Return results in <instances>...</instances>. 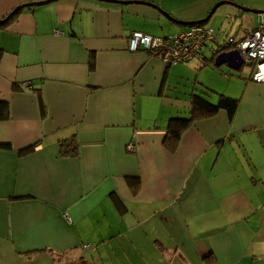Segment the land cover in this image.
Returning <instances> with one entry per match:
<instances>
[{"label":"crops","instance_id":"1","mask_svg":"<svg viewBox=\"0 0 264 264\" xmlns=\"http://www.w3.org/2000/svg\"><path fill=\"white\" fill-rule=\"evenodd\" d=\"M32 1L0 0V19ZM217 1L51 0L0 23V264H264V82L214 65L256 27L239 6L264 0L221 4L189 61L128 48ZM192 93L238 106L194 120L170 151L168 120L189 115Z\"/></svg>","mask_w":264,"mask_h":264},{"label":"built area","instance_id":"2","mask_svg":"<svg viewBox=\"0 0 264 264\" xmlns=\"http://www.w3.org/2000/svg\"><path fill=\"white\" fill-rule=\"evenodd\" d=\"M213 39L211 28H206L202 24H192L168 38L134 31L128 39V48L131 51L143 48L154 52L165 64L170 65L191 60L208 41ZM229 41L228 44L239 50L244 62L254 63L251 78L264 82V12L257 14L256 27L252 31L239 40ZM127 147L133 149L132 144H128Z\"/></svg>","mask_w":264,"mask_h":264},{"label":"trees","instance_id":"3","mask_svg":"<svg viewBox=\"0 0 264 264\" xmlns=\"http://www.w3.org/2000/svg\"><path fill=\"white\" fill-rule=\"evenodd\" d=\"M18 11L13 13L7 20L9 21L14 18ZM89 65L90 67H92V59H90ZM40 103L43 106L42 98H40ZM237 106L238 99L225 96L223 94H218L217 100L215 102H212L205 96L192 93L190 95L189 115L186 117L176 116L168 120L166 126V135L164 139L165 147L168 150L173 151L178 144L182 132L187 127H189L194 120L210 117L217 113L220 109H224L228 117L231 118L234 115ZM7 116L8 103L6 101H0V119H4ZM9 146V143H0V147L2 148H8ZM59 146L61 155L74 154L76 152V142L73 138H71L68 143H66L65 140L60 141ZM32 147L33 145L27 146L26 148H24V150L31 149ZM114 201L117 205H119L118 201L115 198Z\"/></svg>","mask_w":264,"mask_h":264},{"label":"water","instance_id":"4","mask_svg":"<svg viewBox=\"0 0 264 264\" xmlns=\"http://www.w3.org/2000/svg\"><path fill=\"white\" fill-rule=\"evenodd\" d=\"M51 0H38V1H32V2H26L19 4L15 6L3 19H0V23L5 22L13 13L21 9L22 7L25 6H31V5H37V4H42L46 3ZM109 1H114V2H126V0H109ZM223 3H231L230 1L227 0H220L217 1L216 3L213 4V6L210 8V10L207 12L206 16L204 18L198 19V20H193L189 22H185L186 24H202L203 22L207 21L210 16L215 12V10ZM242 10L245 11H250L252 13H263L264 9H254V8H249V7H242L239 6ZM162 13L172 20L173 18L165 11H162ZM176 21V20H175ZM244 60L239 52L238 49L233 48V49H222L218 51L214 55V65L220 66L221 64H226L228 67L237 70L239 67L243 64ZM250 61H246V65H250Z\"/></svg>","mask_w":264,"mask_h":264},{"label":"rangeland","instance_id":"5","mask_svg":"<svg viewBox=\"0 0 264 264\" xmlns=\"http://www.w3.org/2000/svg\"><path fill=\"white\" fill-rule=\"evenodd\" d=\"M208 24V23H207ZM224 67H226L225 65H223ZM253 71H254V63H252V64H250V65H246V64H243L242 65V68H241V70H237V71H235V70H233L232 71V73H233V76H235V74L234 73H236V74H244V75H249V76H251L252 75V73H253ZM65 261V260H64ZM67 264H80L79 263V260L78 261H74V259L71 257L69 260H68V263ZM83 264V263H82Z\"/></svg>","mask_w":264,"mask_h":264},{"label":"bare ground","instance_id":"6","mask_svg":"<svg viewBox=\"0 0 264 264\" xmlns=\"http://www.w3.org/2000/svg\"><path fill=\"white\" fill-rule=\"evenodd\" d=\"M252 64V63H251Z\"/></svg>","mask_w":264,"mask_h":264}]
</instances>
